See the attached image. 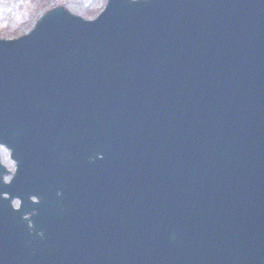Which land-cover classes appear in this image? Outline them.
<instances>
[{
  "label": "water",
  "instance_id": "obj_1",
  "mask_svg": "<svg viewBox=\"0 0 264 264\" xmlns=\"http://www.w3.org/2000/svg\"><path fill=\"white\" fill-rule=\"evenodd\" d=\"M0 146V264H264V0L52 8L0 39Z\"/></svg>",
  "mask_w": 264,
  "mask_h": 264
},
{
  "label": "rangeland",
  "instance_id": "obj_2",
  "mask_svg": "<svg viewBox=\"0 0 264 264\" xmlns=\"http://www.w3.org/2000/svg\"><path fill=\"white\" fill-rule=\"evenodd\" d=\"M105 3L106 0H0V38L12 39L26 33L52 7L63 6L83 18L93 19ZM1 162L13 170L6 151H2Z\"/></svg>",
  "mask_w": 264,
  "mask_h": 264
}]
</instances>
